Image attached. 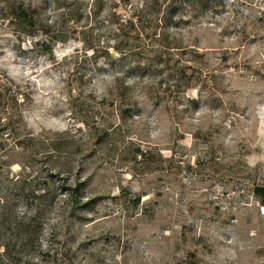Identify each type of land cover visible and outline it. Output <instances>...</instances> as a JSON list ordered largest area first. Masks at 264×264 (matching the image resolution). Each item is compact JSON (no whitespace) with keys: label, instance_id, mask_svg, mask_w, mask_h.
<instances>
[{"label":"rangeland","instance_id":"374dc122","mask_svg":"<svg viewBox=\"0 0 264 264\" xmlns=\"http://www.w3.org/2000/svg\"><path fill=\"white\" fill-rule=\"evenodd\" d=\"M8 1L0 0V79L27 96L23 132L37 146L0 164L9 211L0 212V264H264V201L255 192L264 189V0H223L217 13L187 9L175 19L163 8L157 32L183 49L164 57L170 69L145 73L159 101L136 88L124 119L115 77L133 86L130 68L150 63L159 42L136 39L121 56L108 16L115 5L123 19L138 14L147 0H105L100 13L87 0L78 24L68 8L38 0L47 31L33 37L11 26ZM86 36L111 57L95 58ZM178 62L201 77L181 100L163 93ZM42 139L64 144L42 150ZM40 182L60 186L54 201L33 199ZM37 206L46 208L41 254L28 247L6 260L2 245L10 238L20 249L16 226Z\"/></svg>","mask_w":264,"mask_h":264},{"label":"trees","instance_id":"16d2710c","mask_svg":"<svg viewBox=\"0 0 264 264\" xmlns=\"http://www.w3.org/2000/svg\"><path fill=\"white\" fill-rule=\"evenodd\" d=\"M87 0H64V3H60V0H53V3L57 8L66 7L69 10L70 15L74 19L75 23H80L83 18L82 6ZM6 6L7 18L10 20L11 26L14 27L15 31L21 35L36 36L40 31H47V27L42 21V10L43 7L38 3V0H9ZM93 12H102L105 8V0H93ZM223 6V0H147L144 8L138 13L123 19L116 11L117 6H112L110 14L108 16V24L112 28V40L114 46L112 48L121 56L125 55L133 49V41L142 37H149L150 34L154 39L157 38L159 44L156 46L159 51H155L154 57L150 63L144 64L145 59L138 60L134 66L130 68L133 73H136L137 82L130 86L127 82L116 76L114 80L113 95L119 102V113L124 119L130 113L128 105L135 103L136 94L134 90L141 87L146 96L152 101H159L158 93L155 94L156 87L154 83L145 84L144 77L145 73L152 64L159 66L162 65L163 70L170 69V60L167 57V53H171L173 50H182L183 47L171 41L168 36L158 34L157 27L159 17L165 12L164 17H170L175 19L177 15L185 10H190L194 16L199 17L207 12L217 13ZM95 13V12H94ZM77 30L73 29V33ZM80 34H88L87 31L81 30ZM87 37V36H86ZM84 38L83 42L86 45V50H93L95 58H101L107 55L111 57L108 49L103 47L96 48L93 46L90 40ZM71 36L64 38L51 37L50 42L55 43L58 41L66 42ZM42 46L47 47V43L43 42ZM135 49V48H134ZM52 53V49L49 50ZM140 56V53L136 54ZM143 60V61H142ZM178 64L173 69L174 84L167 86L163 89V93L169 94L176 100H181L184 97V93L189 89L196 87L201 82V77L195 70L189 72V66L186 64ZM9 78L0 79V164L8 163L9 158L17 153L18 151H28L35 149L37 142L34 136L29 133H24L23 129L25 126L24 118V106L27 103L26 98L21 97V92L15 85L12 84ZM157 99V100H156ZM48 140V139H47ZM42 150L53 148L54 150L59 149L60 145H63L62 140L46 141V139L39 140ZM34 153V152H33ZM38 153V152H37ZM47 156V152L44 151ZM36 155V154H35ZM33 156L37 159V156ZM140 155H144L143 151H140ZM49 159L50 157H45ZM43 185V188L41 187ZM51 186L47 182H40L37 188L32 192L34 195L33 199L37 200H51L54 201L57 197V191L60 186ZM54 187V188H53ZM257 197L264 201V189L258 188L255 190ZM140 199L136 200L138 204ZM52 205V203L48 204ZM46 208L37 206L34 209V214L28 220V222H20L16 226L18 228V234L23 237L22 244L19 250L18 242L10 238L6 240L4 248L3 258L6 260L14 261L15 258L24 257L26 255V249L30 247V253L40 252V236L43 230L44 216L43 212ZM0 212L6 215L9 211L7 209V203L3 200L0 204ZM13 212L9 213L11 218H16ZM8 219V218H7ZM9 219L7 221H9ZM14 241L13 243H11ZM40 252V253H39Z\"/></svg>","mask_w":264,"mask_h":264}]
</instances>
